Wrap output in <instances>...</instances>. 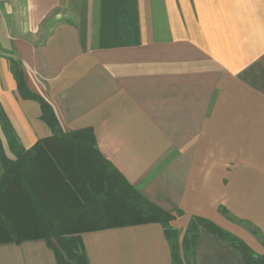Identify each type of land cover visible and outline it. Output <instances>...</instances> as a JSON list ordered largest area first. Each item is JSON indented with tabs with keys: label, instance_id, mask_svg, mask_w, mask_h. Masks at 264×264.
<instances>
[{
	"label": "crops",
	"instance_id": "obj_1",
	"mask_svg": "<svg viewBox=\"0 0 264 264\" xmlns=\"http://www.w3.org/2000/svg\"><path fill=\"white\" fill-rule=\"evenodd\" d=\"M0 109L7 160L91 128L181 242L198 217L264 255V0H0ZM70 238L90 264H172L158 223ZM195 263L245 261L202 227ZM0 264L59 263L39 239Z\"/></svg>",
	"mask_w": 264,
	"mask_h": 264
},
{
	"label": "trees",
	"instance_id": "obj_2",
	"mask_svg": "<svg viewBox=\"0 0 264 264\" xmlns=\"http://www.w3.org/2000/svg\"><path fill=\"white\" fill-rule=\"evenodd\" d=\"M12 71L22 87L15 62ZM42 105L47 110V105ZM0 118L7 121L1 109ZM60 137L36 144L16 161L3 156L0 144L5 167L0 179V244L44 239L57 250L59 264H90L79 241L71 236L158 223L170 244L172 264H196L202 227L230 242L245 264H264V255L198 217L192 218L181 242L173 226L177 216L144 198L102 157L91 128ZM254 234L264 244V237Z\"/></svg>",
	"mask_w": 264,
	"mask_h": 264
}]
</instances>
